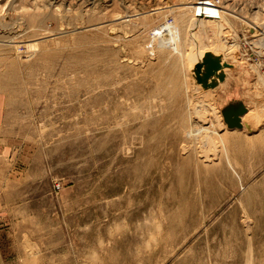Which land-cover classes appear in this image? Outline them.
<instances>
[{
  "label": "rangeland",
  "instance_id": "rangeland-1",
  "mask_svg": "<svg viewBox=\"0 0 264 264\" xmlns=\"http://www.w3.org/2000/svg\"><path fill=\"white\" fill-rule=\"evenodd\" d=\"M263 22L264 0H0L28 153L0 264H264Z\"/></svg>",
  "mask_w": 264,
  "mask_h": 264
},
{
  "label": "crops",
  "instance_id": "crops-1",
  "mask_svg": "<svg viewBox=\"0 0 264 264\" xmlns=\"http://www.w3.org/2000/svg\"><path fill=\"white\" fill-rule=\"evenodd\" d=\"M7 98L0 89V230L3 228L1 220L2 198L1 191L9 181H17L23 167L21 161L28 157L26 144L20 140L17 133L11 129L10 114L6 105Z\"/></svg>",
  "mask_w": 264,
  "mask_h": 264
},
{
  "label": "water",
  "instance_id": "water-1",
  "mask_svg": "<svg viewBox=\"0 0 264 264\" xmlns=\"http://www.w3.org/2000/svg\"><path fill=\"white\" fill-rule=\"evenodd\" d=\"M210 73L209 71L206 72V74L203 76V79H205V77H209ZM202 77H200V75L197 76V82L198 83H202ZM244 113V109L239 106L237 109L235 110H225L224 112H222V116L224 119V122L227 124L229 129H235V128H240V116H242V114Z\"/></svg>",
  "mask_w": 264,
  "mask_h": 264
},
{
  "label": "bare ground",
  "instance_id": "bare-ground-1",
  "mask_svg": "<svg viewBox=\"0 0 264 264\" xmlns=\"http://www.w3.org/2000/svg\"><path fill=\"white\" fill-rule=\"evenodd\" d=\"M183 16H185V15H183ZM192 16V15H191ZM195 16V15H194ZM196 17V16H195ZM201 19H203V18H201ZM188 20V19H187ZM200 20V19H199ZM205 20V19H204ZM201 21V20H200ZM199 22V21H198ZM264 23V22H263ZM204 24V23H203ZM186 25V24H185ZM183 28V27H182ZM206 28V27H205ZM179 29H181V28H179ZM167 30H169L172 34H174V35H172L171 34V36H172V42H174L175 43V41H177L178 40V33H175V28L174 27H170V28H167ZM177 31V30H176ZM167 33V32H166ZM163 35V34H162ZM262 35H264V34H262ZM231 38V37H230ZM222 39V38H221ZM155 40H158V39H155ZM165 40V39H164ZM159 41V40H158ZM170 41H171V39H170ZM209 41V40H208ZM222 41V40H221ZM259 41H261L260 39H259ZM163 42V41H162ZM161 42V43H162ZM230 42V41H229ZM177 43V42H176ZM212 43V42H211ZM218 43V42H217ZM262 43V42H261ZM159 44V43H158ZM187 44H188V42H187ZM161 45H164V44H161ZM211 45V44H210ZM190 46V45H189ZM254 46V45H253ZM161 47V46H160ZM163 47V46H162ZM181 47V46H180ZM180 47H179V49H180ZM209 47V46H208ZM231 47V46H230ZM149 49V48H148ZM182 49V48H181ZM194 49V48H193ZM198 49V48H197ZM206 49V48H205ZM199 50V49H198ZM202 50V49H201ZM228 50V49H227ZM200 52V51H199ZM202 53V52H201ZM204 53V52H203ZM184 54H186V53H184ZM196 55V54H195ZM200 55V54H199ZM212 55V54H211ZM221 55V54H220ZM180 57V56H179ZM182 57V56H181ZM197 58V57H196ZM199 58H200V56H199ZM215 58V57H214ZM176 60H178V59H176ZM179 61V60H178ZM185 65V64H184ZM192 65V64H191ZM222 65V64H221ZM185 69V68H184ZM181 71V70H180ZM180 77V76H179ZM218 79V78H217ZM215 80V79H214ZM184 88V87H183ZM200 90V89H199ZM202 95H204V94H202ZM206 99H207V97H206ZM199 100V99H198ZM194 101V100H193ZM206 103V102H205ZM209 103V102H208ZM183 105V104H182ZM202 105H200V107H201ZM208 106V105H207ZM198 110V109H197ZM214 111V110H213ZM216 111V110H215ZM191 112V111H190ZM195 112L197 113V111L195 110ZM200 112V111H199ZM217 112V111H216ZM194 114V113H193ZM201 115V114H200ZM207 115V114H206ZM210 115H212L211 117V119H213V118H215V114L213 115V114H211L210 113ZM246 115V114H245ZM187 117V116H186ZM190 117H191V115H190ZM200 117V116H199ZM199 117H198V119H199ZM217 117V116H216ZM243 117V116H242ZM193 118V117H192ZM202 118V117H201ZM249 118H250V116H249ZM210 119V120H211ZM209 120V121H210ZM215 120V119H214ZM217 120L218 119H216V122H217ZM188 121V120H187ZM205 121V120H204ZM242 118H240V125L241 126H243L242 125ZM213 122V121H212ZM220 123V122H219ZM247 123V122H246ZM216 124V123H215ZM218 124V123H217ZM198 126V125H197ZM215 126V125H214ZM213 126V127H214ZM218 126V125H217ZM217 126L216 127H214L215 129L217 128ZM201 128V127H200ZM243 128V127H242ZM200 130H203V128H201ZM204 130H206V128L204 129ZM197 131V130H196ZM199 131V130H198ZM204 132V131H203ZM189 133V132H188ZM185 134H187V133H185ZM189 135V134H188ZM187 135V136H188ZM194 137H195V134H194ZM208 137V136H207ZM206 141H208V140H206ZM205 142V141H204ZM205 145V144H204ZM204 151V150H203ZM206 159H207V157H205Z\"/></svg>",
  "mask_w": 264,
  "mask_h": 264
}]
</instances>
